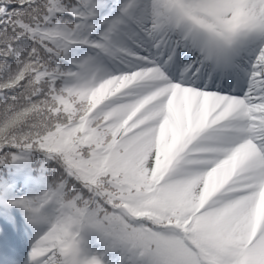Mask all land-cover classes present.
Wrapping results in <instances>:
<instances>
[{"label": "snow or ice", "instance_id": "snow-or-ice-1", "mask_svg": "<svg viewBox=\"0 0 264 264\" xmlns=\"http://www.w3.org/2000/svg\"><path fill=\"white\" fill-rule=\"evenodd\" d=\"M0 264H264V0H0Z\"/></svg>", "mask_w": 264, "mask_h": 264}]
</instances>
